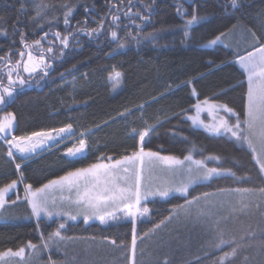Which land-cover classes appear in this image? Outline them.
<instances>
[{"label":"trees","instance_id":"1","mask_svg":"<svg viewBox=\"0 0 264 264\" xmlns=\"http://www.w3.org/2000/svg\"><path fill=\"white\" fill-rule=\"evenodd\" d=\"M21 2L0 0V16L4 17L0 32L7 33L0 34L2 69L6 68L5 61L14 64L21 59L19 52L24 51L21 33L28 43L40 39L44 32H48L50 40L57 31L68 35L62 4L74 6L67 26L72 35H69L67 49L62 44L51 45L53 57L58 58L50 63L49 75L40 79L42 73H38L30 84L18 86L14 97L0 107V117L8 112L14 114V135L71 124L78 134H87L85 139L90 148L84 158L78 159L66 157L65 149L55 146L26 161L16 159L15 163H21L23 183L17 184L11 198L16 200L19 196L20 199L9 204L0 218V251L9 248L15 251L26 246L28 241L39 245L41 233L47 236L59 222L67 220L42 219L37 228L36 218L31 216V209L24 200L25 184L30 183L35 189L68 171L96 163L98 157L118 159L130 154L138 148V137L134 139L131 130H142L147 121L156 127L146 138V150L183 158L195 146L194 158L220 156L221 166L232 168L237 175L250 179L234 182L231 177L214 178L192 186L188 197L173 194L164 199L147 200L145 204L150 209V216L137 224L135 264H164L165 260L168 264H214L219 253L209 247V242L217 240L220 230L225 239H234L242 245L240 255L232 264H264V251L259 246L264 228V202L248 200V195L243 198L248 207L241 210L239 194H232L231 199L238 197L234 205L225 204L222 209H213L211 219L199 215L202 210L207 211L206 200L215 201L226 195L205 198L201 195L203 192L217 193L219 188L264 187V174L253 159V153L245 144L240 145L227 135H215L192 126L185 118V110L188 115L194 114L193 105L206 98L226 103L243 113L246 76L234 60L236 53L246 55L258 46L252 32L259 37L260 43H264L258 29V24L264 20V0H242L238 9L231 7L230 0H131V3L129 0H45L54 7L39 18L43 27H38L32 19L35 15L32 4L39 0H24L27 9L24 13L19 11ZM178 2L183 3L189 14L195 9L204 17L191 26L188 40L184 38L183 21L177 14ZM137 12L149 16V20H141L135 15ZM113 15L120 17L115 24ZM101 21L103 29L99 34L89 36L76 31L80 27L97 28ZM113 30L117 32L115 40L111 36ZM222 32L230 39L209 46L208 41ZM148 33L153 35L148 36ZM43 42L41 45L47 47ZM119 43L124 47H119ZM61 51L63 56H59ZM113 71L122 74L121 82L115 88L108 79ZM74 80L76 85L69 86L68 83ZM242 80L244 84L239 83ZM139 105L144 107L141 109ZM7 151L0 139V186L21 179ZM207 162L217 166L215 161ZM194 196H201V199L187 204L186 199ZM180 205L183 207H177ZM169 216L171 219H166ZM217 219L220 221L218 227L213 223ZM161 220L165 223L153 231ZM62 231L76 238L67 242L66 249L40 252L26 248L23 261L10 257L6 258V264H49V256L57 264H132L131 221L103 225L98 221L85 224L83 219L68 220ZM250 232H255L256 237H249ZM242 236L244 240H241ZM111 240H115L116 245L111 244ZM229 247L225 245L223 250ZM244 256L248 257L247 262H244Z\"/></svg>","mask_w":264,"mask_h":264},{"label":"snow or ice","instance_id":"2","mask_svg":"<svg viewBox=\"0 0 264 264\" xmlns=\"http://www.w3.org/2000/svg\"><path fill=\"white\" fill-rule=\"evenodd\" d=\"M131 3V0H129ZM231 7L238 9L242 5V0H230ZM54 7V5L46 3L45 0H39L38 3L33 2L32 10L35 15L32 19L36 22L38 27H43L39 23V18L43 17L46 10ZM61 7L65 9L63 16V23L66 26L68 35H62L57 31L53 33L57 40H60L65 49L69 47V35L71 31L67 28L70 24V17L73 15L74 6L71 4H62ZM151 8V5H148ZM24 0L21 2L19 11L24 13ZM85 11H88L85 8ZM177 14L180 16L183 24L181 27L185 29L184 38H190L189 29L192 25L203 20L204 17L198 15L194 9L190 14L186 11L183 3L177 4ZM127 15V13H126ZM135 15L139 16L141 20H149V16L141 15L137 12ZM113 23L120 20L117 15L112 16ZM4 22V17L0 16V23ZM79 23V22H78ZM86 24L87 21L85 20ZM119 27V25H116ZM139 27V25H137ZM235 27V25H233ZM103 29V21L98 23L97 28L88 29L80 27L76 31L83 32L85 35L99 34ZM251 32V29H249ZM0 34L7 35L5 32ZM129 35H131L129 33ZM152 36L153 33H148ZM225 33H220L215 39L209 40L208 45H216L221 41V37ZM48 32L40 39H34L28 43L25 39L24 33H21L20 43L24 47V51L19 52L20 60L14 64L10 61H5L7 72V86L0 81V106L7 104V98H13V94L18 92V86H23L30 82V79L35 77L33 73L42 72L40 79L49 75L47 69L51 68V64L45 60V49L41 46V41L47 38ZM111 36L117 39V32L111 31ZM253 40L258 46H254L253 50L248 51L246 55L236 53L234 62L240 66L246 76V93L243 113L237 112L234 108L223 102H210L209 99L197 101L193 107L195 108L194 115H188L187 110L186 119L190 120L192 126L203 127L204 130L215 135H227L234 139L238 144H246L253 153V159L260 166V172L264 173V43H260L259 37L255 32H252ZM134 38V37H133ZM52 41H49L51 44ZM227 47V45H225ZM119 47L123 48L124 44L119 43ZM39 53L36 55L34 53ZM46 52H53L52 47H48ZM61 51L59 56H63ZM26 56V59H25ZM58 57H53L56 59ZM0 57V60H3ZM28 74L29 79L20 75V69ZM4 69H0V72ZM13 73L16 74L15 79ZM122 74L113 71L108 79L113 82V87L119 86ZM38 82V81H37ZM191 83V81H188ZM244 84V81H239ZM192 94L196 95V90L193 89ZM142 109L144 106L139 105ZM207 112L211 117V122H206L201 119V113ZM227 114L226 116L221 114ZM124 115V113H121ZM15 116L8 112L3 117H0V139L9 145L7 155L15 163L17 156L13 152L20 154L24 161L29 159V154L34 153L37 149H42L49 141L59 143L66 139L64 134L75 135L73 133L72 125L67 124L63 127H54L49 130L33 131L30 134L14 135ZM142 130L133 128L130 135L135 139L138 137V148L133 150L130 154H125L118 159L112 156L98 157L96 163H92L87 167L76 168L73 171H68L65 175L58 179H51L41 187L33 188L32 184L24 185V200L31 209V216L36 218L37 228L42 219L51 220L53 217H67V220L59 222L58 227L45 236L44 233L40 235L41 243L34 244L28 241L26 246L19 247L17 250L11 248L0 251V264H6V258L18 257L21 261L25 259L26 248L32 251L43 252L45 250L51 251L55 249L60 251L62 248H67V242L76 239L75 237L66 234L67 221H75L78 216H83V222L87 224L89 220H99L101 224H107L109 220L117 221L120 219L131 218L132 223V239H131V254L132 264H135L136 246H137V232H136V217H146L150 209L145 203L149 197L167 198L171 193H179L182 196L188 197L190 195L189 188L196 184H203L212 181L214 178L231 177L235 181H244L250 179L247 176L237 175L232 168H226L220 165L222 158L217 155H209L203 159H194L192 152L189 150L183 159L175 155H162L159 151L146 150L147 140L150 133L155 129V124H148ZM187 139V137H185ZM88 148L85 134L80 133L78 142L70 147H67L64 155L71 159L84 158ZM207 161L217 162V166L209 167ZM17 173H19L20 180H12L10 183L0 186V209H4L9 203L8 194L17 187L18 183H23V172L21 171V163H15ZM218 193L226 194L223 198L217 200H206L205 208L202 210L200 216H207L211 219L214 215L213 209L223 208L225 204H232V194H239V203L242 205L241 210L248 207L243 203L244 194L259 192L264 196V187L253 189L249 187H234V188H219ZM53 193H59L61 202L67 201L70 205H76L77 211L75 213L64 210L57 205V197ZM203 197H214L216 193L203 192ZM11 200V204L17 203L19 200ZM201 199V196H194L192 199H186V203L191 205ZM177 207H183L182 205ZM259 207V205H257ZM233 206V211H235ZM121 213L122 215H117ZM166 219H171V216ZM165 223L161 220L160 223L154 226V229H159L161 224ZM215 226H219V219L215 220ZM145 236L148 233H144ZM249 237L255 238L256 233L250 232ZM143 237H140L142 239ZM94 239V237H93ZM245 237H241L244 240ZM111 244L116 245L115 240L110 241ZM225 245H229L228 250H223ZM122 246V245H121ZM259 246L264 251V228L261 229L259 238ZM209 247L213 251L219 253L215 257L214 264H232V261L240 255L241 244H237L234 239H225L223 231L220 230L218 238L215 242H209ZM208 253H206L207 255ZM67 253L65 252V256ZM49 264H57L49 256ZM74 259V258H73ZM199 259V257H197ZM244 262H247L248 257H243ZM164 264H168L165 260Z\"/></svg>","mask_w":264,"mask_h":264},{"label":"rangeland","instance_id":"3","mask_svg":"<svg viewBox=\"0 0 264 264\" xmlns=\"http://www.w3.org/2000/svg\"><path fill=\"white\" fill-rule=\"evenodd\" d=\"M258 29H259V31H260V34L264 37V20H262V22L261 23H259L258 24ZM49 36H47V38H46V40L47 41H52V42H55L56 43V45H59L57 42V39L54 37V39L52 40H50L49 38H48ZM228 39H230V36H227V35H225V36H222L221 37V41H223V42H226ZM43 43H45V42H43ZM46 45H48L47 47H44V46H42V48L43 49H45V52H44V55H45V60H46V62L47 63H51L54 59H53V54H54V50H53V52H51V53H48V52H46V49L48 48V47H55L56 45H53V46H51V45H49V44H47V43H45ZM60 45H61V42H60ZM34 54H36V55H39V53L37 52V53H34ZM25 59H26V56H25ZM3 68V66H0V69H2ZM6 70V71H5ZM7 72V68H4V71H2V72H0V81H2V83L5 85V86H7V76L5 75V73ZM1 73H4L3 74V77H5V79H3V77H1ZM38 73H42L41 71H38V72H36V73H33L32 74V76L34 77L36 74H38ZM20 75L22 76V77H24V78H26V79H29V77H28V74L27 73H24L23 72V70H22V68L20 69ZM15 77H16V74L15 73H13V78L15 79ZM110 81V80H109ZM31 82H33L32 81V79H30V82L28 83V84H30ZM110 82H112V81H110ZM76 83H77V81H72V82H69L68 83V85L69 86H75L76 85ZM14 95H15V93L13 94V97H14ZM8 99V101L9 100H11L12 98H7ZM210 102H212V101H210ZM1 107V106H0ZM195 114V113H194ZM194 114H192V115H194ZM221 114H223V115H227V114H224V113H221ZM201 119H204L206 122H211V117L208 115V113L205 111V112H202L201 113ZM198 127H200V126H198ZM200 128H203V127H200ZM73 129V133L75 134V135H69V134H64L65 136H66V139H63V140H61L59 143H57V142H53V141H49L42 149H37L34 153H31V154H29V157H33V155H35V154H38V152H44V151H46V150H50L53 146H55V148H58V147H63L64 149H65V151H66V149H67V147H70V146H72L73 144H75V143H77L78 142V139L80 138V134H78V131L75 129V128H72ZM204 129V128H203ZM85 134V138L87 137V134L86 133H84ZM87 144H88V148H87V150H86V153H87V151L89 150V148H90V146H89V143L87 142ZM246 145V144H245ZM57 146V147H56ZM247 146V145H246ZM48 147V148H47ZM248 147V146H247ZM8 148H9V145H8ZM13 152L15 153V155L17 156V158H20V159H22L23 160V158L22 157H20V154L19 153H16L15 152V149H13ZM162 155H164V154H162ZM194 158V157H193ZM181 159H183V158H181ZM194 159H196V158H194ZM207 164H208V162H207ZM208 166L209 167H213V166H211V165H209L208 164ZM264 174V173H263ZM194 186V185H193ZM191 188V187H190ZM189 188V189H190ZM17 189L15 188L14 190H12V191H10V193L8 194V199H9V203L5 206V208L4 209H0V218L2 217V214H3V212H5V209L9 206V204H11V198L13 197V194L15 193V191H16ZM56 197H57V200H56V203H57V205L58 206H60L61 208H63L64 210H66L65 208H66V203H67V201L65 200V201H63V202H61L60 201V199H59V193H53ZM173 194H179V193H171L168 197H170L171 195H173ZM217 195H224V194H222V193H216ZM256 193H248V194H245L244 195V197L243 198H245V197H247L248 195H249V198H248V200H254L255 199V201H262V202H264V196H261V194L260 195H255ZM181 195V194H180ZM217 195L216 196H214V197H217ZM238 195V194H237ZM257 196V197H256ZM167 197V198H168ZM238 197H240L239 195H238ZM237 197V198H238ZM154 198H160V197H154ZM153 197H149V199H154ZM219 198H221V197H219ZM236 198V197H235ZM235 198H232L231 200H232V205H234L235 204ZM236 198V199H237ZM148 199V200H149ZM164 199V198H163ZM215 200H217V198H215ZM143 203H145V202H143ZM217 209H222V208H217ZM117 215L119 216V215H122L121 213H117ZM149 216H150V211H149V214H148V216H146V217H140V216H137L136 217V225H135V227H136V232H137V224L140 222V221H143V220H147V219H149ZM54 218H67V217H53L52 219H54ZM70 221V220H69ZM94 221H98V222H100L99 220H94ZM119 221H131V218H128V219H120V220H117V221H113V220H109L108 221V223L107 224H103V225H109V224H114V223H116V222H119ZM90 222H93V220L92 221H89L88 223H90Z\"/></svg>","mask_w":264,"mask_h":264},{"label":"crops","instance_id":"4","mask_svg":"<svg viewBox=\"0 0 264 264\" xmlns=\"http://www.w3.org/2000/svg\"><path fill=\"white\" fill-rule=\"evenodd\" d=\"M92 132V131H91ZM90 132V133H91ZM48 148V147H47ZM40 153V152H38ZM37 154L33 155V156H36ZM32 157V156H31ZM67 211H71L73 213H75L77 211V206L76 205H70L68 202L66 203V208H65ZM80 219H83V216H78V218L76 220H80ZM93 221L96 220V219H92ZM92 220H89V221H92Z\"/></svg>","mask_w":264,"mask_h":264},{"label":"water","instance_id":"5","mask_svg":"<svg viewBox=\"0 0 264 264\" xmlns=\"http://www.w3.org/2000/svg\"><path fill=\"white\" fill-rule=\"evenodd\" d=\"M54 37H55V36H54ZM43 41H44L45 43L49 44V41H47L46 38L43 39ZM57 41H58L57 43L60 45V40H57ZM49 45H56V43H55V42H52V43L49 44Z\"/></svg>","mask_w":264,"mask_h":264},{"label":"bare ground","instance_id":"6","mask_svg":"<svg viewBox=\"0 0 264 264\" xmlns=\"http://www.w3.org/2000/svg\"><path fill=\"white\" fill-rule=\"evenodd\" d=\"M4 144L7 146V148H8V145L4 142Z\"/></svg>","mask_w":264,"mask_h":264}]
</instances>
